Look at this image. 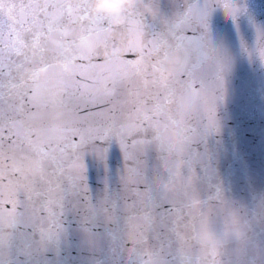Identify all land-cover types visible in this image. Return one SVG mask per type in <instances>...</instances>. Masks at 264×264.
<instances>
[{
  "label": "snow or ice",
  "instance_id": "6c2138e0",
  "mask_svg": "<svg viewBox=\"0 0 264 264\" xmlns=\"http://www.w3.org/2000/svg\"><path fill=\"white\" fill-rule=\"evenodd\" d=\"M143 5L0 0V264H121L182 211L156 196L168 157L264 264V0Z\"/></svg>",
  "mask_w": 264,
  "mask_h": 264
},
{
  "label": "water",
  "instance_id": "95a60500",
  "mask_svg": "<svg viewBox=\"0 0 264 264\" xmlns=\"http://www.w3.org/2000/svg\"><path fill=\"white\" fill-rule=\"evenodd\" d=\"M89 4L91 8V0ZM136 6L143 8V0H136L127 9L111 16L113 23L122 24L124 13ZM5 15H8L7 9ZM117 39L121 51H124L128 45L137 46L140 37ZM60 70H64L63 64ZM38 71L43 75L42 69ZM199 104L197 101L191 115L198 113ZM165 107L166 110H176L175 104ZM185 168L183 159L172 157L161 164L163 179L154 184L156 196L176 200L182 211L158 234H149L143 242L129 243L121 264H236L235 252L243 246L246 237L242 213L233 208L221 221L216 211L218 201L215 194L206 187L201 188L197 171H185ZM231 203L235 205L239 201L233 199Z\"/></svg>",
  "mask_w": 264,
  "mask_h": 264
},
{
  "label": "clouds",
  "instance_id": "9594fccd",
  "mask_svg": "<svg viewBox=\"0 0 264 264\" xmlns=\"http://www.w3.org/2000/svg\"><path fill=\"white\" fill-rule=\"evenodd\" d=\"M135 2L136 0H91V10L106 16H114Z\"/></svg>",
  "mask_w": 264,
  "mask_h": 264
}]
</instances>
